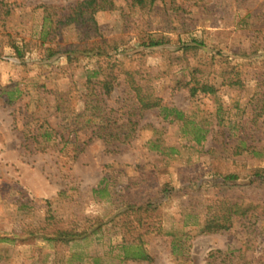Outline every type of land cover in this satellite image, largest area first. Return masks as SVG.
Instances as JSON below:
<instances>
[{"label":"rangeland","instance_id":"obj_1","mask_svg":"<svg viewBox=\"0 0 264 264\" xmlns=\"http://www.w3.org/2000/svg\"><path fill=\"white\" fill-rule=\"evenodd\" d=\"M82 1L0 0V235L15 239L0 264H264V0H115L92 27ZM102 72L117 77L111 116L135 106L133 78L204 139L158 108L126 144L69 128ZM206 84L213 94L190 97ZM47 129L75 130L77 146L41 143ZM224 198L247 214L202 233ZM125 241L150 261L125 259Z\"/></svg>","mask_w":264,"mask_h":264},{"label":"trees","instance_id":"obj_2","mask_svg":"<svg viewBox=\"0 0 264 264\" xmlns=\"http://www.w3.org/2000/svg\"><path fill=\"white\" fill-rule=\"evenodd\" d=\"M115 0H83L79 3L77 8H83V23L84 21L90 22L87 27H92L95 24L93 20V14L96 12H105L114 10V2ZM157 1L162 0H133V2L140 7H145L147 5H153ZM78 10V9H76ZM84 14L87 15L86 20L84 19ZM161 42H153L150 43V47L158 46ZM200 47L199 44L193 42V44L183 46L184 51L195 50ZM17 56L20 55L19 48L13 46ZM95 51V56H106V50L102 48H97ZM52 55V54H50ZM98 71L92 73V75L88 76L85 85L86 88L92 84V78L96 76ZM103 76L101 80H98L96 84L98 85L97 90H93L94 93L90 94L84 103V110L80 114H73L70 120L67 122L68 127L71 129H76L80 124L96 125V135L102 141L109 146L114 144H126L131 141L132 137L135 135L136 126L139 121V117L141 113L145 110H150L154 108H158L161 110V113L164 114L165 118L173 117L172 120H176L178 122H183L184 127L188 124L192 125L193 132V140L195 143L199 144L205 137L206 129L199 126L194 125V122H189L185 119L183 112L176 110L174 108H168L166 106H162L160 100L153 96L150 89L143 84L141 81H136L131 78L132 81V89H133V97L132 100L134 102V107L130 109L128 117L126 120H123L117 116H111L112 111H107V107L104 104V100L102 98H108L113 93L114 82L117 77L113 73L102 72ZM95 79V78H94ZM93 89V88H92ZM200 91L204 94H213L214 87L211 85H204L201 88L191 87L189 88L190 97H194V95ZM10 101V99L8 100ZM102 104V106L100 105ZM88 112V117L85 118L86 113ZM83 118V119H82ZM85 126H83V129ZM74 134L72 138L70 136H63L62 134H58L51 129L44 130L42 134H38L36 136L37 139H41V143H49L51 141H56L58 139L59 143L71 144L77 146L78 138L77 133L73 130ZM35 138V139H36ZM256 153V152H252ZM238 177L236 175H227L221 177V184L225 185L229 182L236 181ZM150 204V202L148 203ZM249 208H243L237 202L232 201L228 198H224L221 200H217L214 203V208L212 213L206 217L203 227L201 228L202 233H213L219 232L222 230H227L230 228L232 220L234 217H242L247 214ZM14 238L7 237V235H0V243H13ZM50 240V239H49ZM126 242V241H125ZM142 242L138 241V243L134 242H126L123 245H127L128 247H134L135 250L129 254V252H125V259L133 260V261H150V258L147 252L141 247Z\"/></svg>","mask_w":264,"mask_h":264}]
</instances>
